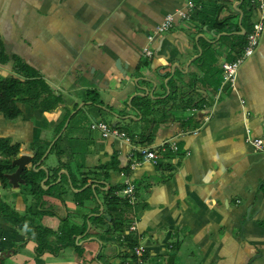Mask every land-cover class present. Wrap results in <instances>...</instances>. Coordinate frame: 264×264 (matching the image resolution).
<instances>
[{
    "label": "crops",
    "instance_id": "obj_1",
    "mask_svg": "<svg viewBox=\"0 0 264 264\" xmlns=\"http://www.w3.org/2000/svg\"><path fill=\"white\" fill-rule=\"evenodd\" d=\"M246 2L204 0L199 9L238 25L241 30L233 29L230 38L221 39L226 32L191 15L158 35L153 55L145 56L148 35L185 0H0V76L26 81L17 102L23 115L9 121L0 112V137L12 138L21 144L20 155L33 157L30 145L52 140L69 119L63 132L70 123L67 134L80 140L77 147L87 148L86 168L109 169L99 181L106 184L102 190L123 186L124 174L131 175L140 203L133 233L148 255L142 264H264V151L247 140L264 138V33L240 67L234 91L223 86L222 77L223 61L238 55L231 42L246 36L257 18V9L249 12ZM208 45L212 51L204 56L202 47ZM49 96L61 101L46 111L40 104ZM93 119L124 130L131 141L105 138L91 128ZM173 139L179 151H164ZM134 148L157 150L159 163L142 161L131 169ZM63 149L67 162L70 147ZM49 154L39 164L48 179L59 164L58 158L46 165ZM10 189L0 181L3 199ZM16 189L12 204L25 211ZM43 199L61 217L80 214L78 222L88 212L70 197L66 203L50 195ZM60 218L29 216L54 229ZM104 232L90 225L78 236L82 256L74 246L58 255H37L26 231L0 211V254L9 253L1 264H98L101 250L105 264H121L119 243ZM121 252L129 254L127 246Z\"/></svg>",
    "mask_w": 264,
    "mask_h": 264
},
{
    "label": "trees",
    "instance_id": "obj_2",
    "mask_svg": "<svg viewBox=\"0 0 264 264\" xmlns=\"http://www.w3.org/2000/svg\"><path fill=\"white\" fill-rule=\"evenodd\" d=\"M249 3V12L253 13L256 6L250 2V0H244ZM197 14L203 19V24L211 26L213 29L219 32H226L221 36V39L226 40L230 38L229 33L233 29L241 30L238 25H228L224 21H217L216 17H209L205 15L203 10L196 9L192 15L197 17ZM240 39L237 43H232V49H236L238 57L244 49L246 44L247 35H239ZM237 46V47H236ZM204 49V56L209 55L212 51L211 46L202 47ZM215 56V55H214ZM234 59V58H233ZM222 72V71H221ZM26 81L21 80L18 77L3 78L0 82V112L9 121L19 120L23 112L18 107V99L24 94V85ZM31 85L33 82L28 81ZM225 85L224 87H226ZM223 89V88H222ZM44 101V102H43ZM41 102L42 108L46 111L55 109L61 101L59 96H49ZM67 120H65L56 135L52 140L39 139L33 142L30 147L33 150L32 164L30 167H25L21 173L23 181L19 182L18 186L23 196V204L26 207L25 211L17 209L15 206L10 205L0 195V211L6 217L14 219L19 228L24 229L27 234V240L31 239L35 243V252L37 255H43L45 253H51L58 255L63 249L68 246H74L78 255L82 256L85 247L83 244L78 243V236H82L86 233L89 224L93 229H105L104 234L111 235L109 241H115L117 244L116 257L123 259L121 264H126L128 256L132 258V261L128 264H136L137 256L134 252L136 247V238L133 231L129 230V227L136 217L139 216L138 196L136 191V202L131 205L127 199L121 198L117 195L118 191H121L123 186L116 188H110L108 191H104L101 188L105 187V183L99 182L107 176L109 169L106 165H98L94 168H86L87 148L77 147V143L80 140L70 137L68 128L70 123L63 132L64 126ZM63 132V133H62ZM57 138V139H56ZM50 153L56 150V154L59 158V164L53 169L51 178L45 182V185H50L48 188H44L42 181L47 176L45 169H37V165L51 143L54 141ZM63 144H68L70 151L67 155V162L63 161L62 156L65 154ZM79 154L77 155V152ZM21 152V144L14 143L10 137H0V153L3 154V158L0 159V181L3 188L7 189L13 186L12 180L9 175L14 173L18 165L13 164V161L19 157ZM79 156V157H77ZM76 161V169L73 168V162ZM43 163V162H42ZM35 165L37 167L35 168ZM62 168L68 170L67 173L61 174V180L58 181L59 173ZM83 169V170H82ZM111 169V167H110ZM75 170L77 172H75ZM82 177L81 180L77 179V175ZM98 180L95 188L92 184L86 186L90 179ZM96 182V181H94ZM75 189H80L76 191ZM71 192L73 194V202L80 208H85L88 212L81 214V222L77 221V216L80 214L69 213L65 216H60V210L53 207L48 201L43 199L44 195H50L59 198L63 203H66V195ZM104 193V196H101ZM31 200V201H30ZM95 203L91 209H88V205ZM101 206H104L103 211ZM44 215L58 216L60 218V224L57 229L42 226L36 224L33 219H29V216L34 218H40ZM115 237V238H113ZM109 242V243H110ZM108 244V243H107ZM127 246L129 254L121 252L122 246ZM105 246V244H104ZM148 259V255L142 253V262ZM95 261L105 264L104 254L102 250L95 257Z\"/></svg>",
    "mask_w": 264,
    "mask_h": 264
},
{
    "label": "built area",
    "instance_id": "obj_3",
    "mask_svg": "<svg viewBox=\"0 0 264 264\" xmlns=\"http://www.w3.org/2000/svg\"><path fill=\"white\" fill-rule=\"evenodd\" d=\"M204 0H185L183 7L177 9L174 12H170L166 14L161 21V23L156 26L153 33L148 35L149 45L145 46L143 49V53L145 56L153 55V47L152 44L155 38L158 35H162L169 30H171L177 19L187 20L190 19L192 13L196 9H200L203 6ZM252 4L256 6L257 9V18L252 24L251 30L247 33L246 44L244 46L243 52L236 57L234 60H224L222 63V77H223V86H229L230 90L234 91L236 89V83L238 79V73L242 64L250 58L256 51L260 39L264 33V0H250ZM2 78L0 76V82ZM92 129H96L101 132L102 136L105 138L115 137L124 139L127 141H131L130 136L122 129L111 126L107 122L99 119H93L90 124ZM248 142L253 145L255 151H264V138L263 137H248ZM179 143L178 140L173 139L169 141L167 144L163 145V150L178 152L179 151ZM141 158H138V157ZM3 158V154L0 153V159ZM130 168H137L142 161H150L154 164L159 163V154L157 150L150 148L137 149L134 148L131 150L129 154ZM117 195L121 198L127 199V201L134 205L136 202V185L131 177V175L125 173L123 179V188L121 191L117 193ZM136 223H131L129 230H136ZM134 252L137 256V264H142V248L140 244H136Z\"/></svg>",
    "mask_w": 264,
    "mask_h": 264
},
{
    "label": "water",
    "instance_id": "obj_4",
    "mask_svg": "<svg viewBox=\"0 0 264 264\" xmlns=\"http://www.w3.org/2000/svg\"><path fill=\"white\" fill-rule=\"evenodd\" d=\"M57 139V138H56ZM56 139L51 143V145L49 146L48 150L46 151V153L44 154V156L42 157V159L40 160V162L37 164L39 165L42 161H44V159L46 158L47 154L49 153V151L51 150L53 144L55 143ZM32 162V156L29 155V154H22L20 155L19 157H17L14 161H13V164L15 165H18V168L17 170L10 174L9 177L10 179L12 180V183L15 185V186H18L19 182L23 181V178L21 176V173L22 171L24 170L25 167H27L30 163ZM37 165H35V168L37 167ZM42 167V166H41ZM40 168V167H39ZM37 168V169H39ZM44 168V167H43ZM62 171H60L59 173V178H58V181L61 180V174H62ZM65 171V170H64ZM47 172V176L46 178H44V180L42 181V185L43 187L45 188H48L49 186L48 185H45V181L48 179L49 177V172L48 170H46ZM66 172V171H65ZM92 184V182H88V184L86 186H90ZM93 188H95V184H92ZM76 191H80V189H75ZM101 210L103 211V206H101ZM90 229V224L88 226V229ZM9 255V253L7 252H3L0 254V264L2 263L3 259L5 258V256Z\"/></svg>",
    "mask_w": 264,
    "mask_h": 264
},
{
    "label": "rangeland",
    "instance_id": "obj_5",
    "mask_svg": "<svg viewBox=\"0 0 264 264\" xmlns=\"http://www.w3.org/2000/svg\"><path fill=\"white\" fill-rule=\"evenodd\" d=\"M246 3H248V2H246ZM249 4V3H248ZM247 4V5H248ZM69 120V119H68ZM67 120V121H68ZM67 123V122H66ZM66 125V124H65ZM65 127V126H64ZM70 129V127L68 128V130ZM56 150H54V152H51L49 155H48V157H47V159L45 160V164L46 165H52V164H54L55 162H58V157H57V155H56V152H55ZM9 188H11L10 190H9V192H5L4 194H3V196H4V198H5V200H8V201H10V205H13L12 203V199L14 198L13 197V193L14 192H17L18 191V189H16L17 188V186H15L14 185V187L12 186V187H9ZM45 188V187H44ZM22 196V195H21ZM66 197L68 198V197H70V198H72L73 197V194L71 193V192H69L67 195H66ZM22 199H23V196H22ZM67 211V210H66ZM66 213V212H65Z\"/></svg>",
    "mask_w": 264,
    "mask_h": 264
},
{
    "label": "bare ground",
    "instance_id": "obj_6",
    "mask_svg": "<svg viewBox=\"0 0 264 264\" xmlns=\"http://www.w3.org/2000/svg\"><path fill=\"white\" fill-rule=\"evenodd\" d=\"M153 59V58H152Z\"/></svg>",
    "mask_w": 264,
    "mask_h": 264
}]
</instances>
